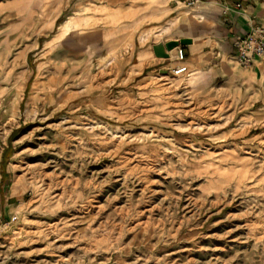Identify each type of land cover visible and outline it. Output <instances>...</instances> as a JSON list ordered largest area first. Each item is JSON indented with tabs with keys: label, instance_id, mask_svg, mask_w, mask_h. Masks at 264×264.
Wrapping results in <instances>:
<instances>
[{
	"label": "rangeland",
	"instance_id": "374dc122",
	"mask_svg": "<svg viewBox=\"0 0 264 264\" xmlns=\"http://www.w3.org/2000/svg\"><path fill=\"white\" fill-rule=\"evenodd\" d=\"M109 1L130 45L53 40ZM151 1L0 0V264H264V115L208 48L172 74L195 13Z\"/></svg>",
	"mask_w": 264,
	"mask_h": 264
},
{
	"label": "crops",
	"instance_id": "0c3cea01",
	"mask_svg": "<svg viewBox=\"0 0 264 264\" xmlns=\"http://www.w3.org/2000/svg\"><path fill=\"white\" fill-rule=\"evenodd\" d=\"M171 1L184 5L188 0ZM139 3L141 7H149L154 4L151 0H139ZM112 4L116 3L109 1L100 6L76 10L73 15H70L57 26L54 38L59 33L60 28L70 18L74 17L79 18V25L81 26L79 29L88 32V36L84 44L78 46L76 41L75 44L66 46L69 49L83 53L91 43L112 39L130 45L129 37L133 28L126 27V24L124 27L117 24L115 8L118 5L113 6ZM189 7L195 13L194 37H192V43L189 45L190 57L179 61L175 52L172 51L167 67L171 63L170 69L181 65L189 67V63L196 68L195 54L200 50L202 51V48L203 50L208 48L210 50L208 53H213L215 59L220 63L216 74H222V77L234 81L239 86L243 107L253 113L259 111L261 115H264V58L255 59L248 68H242L234 62L225 60L228 57L233 58L232 43L235 39L243 37L255 28L262 27L264 29V0H198L196 4ZM46 22H48L47 29H54L55 20H46ZM262 40L264 42V37ZM142 52L143 61L140 63L138 55L133 54L128 67L136 74H143L154 65H158L149 58L147 51L143 50ZM133 60H137L136 63Z\"/></svg>",
	"mask_w": 264,
	"mask_h": 264
},
{
	"label": "built area",
	"instance_id": "2783aa9c",
	"mask_svg": "<svg viewBox=\"0 0 264 264\" xmlns=\"http://www.w3.org/2000/svg\"><path fill=\"white\" fill-rule=\"evenodd\" d=\"M198 0H188L186 4L192 6ZM264 29L262 27L255 28L248 32L243 37L235 39L232 43L233 58L236 64L242 68H248L252 65L255 59L264 58ZM177 59L183 61L185 53L182 46L176 48ZM187 68L185 66H178L173 71V75L179 76L186 74Z\"/></svg>",
	"mask_w": 264,
	"mask_h": 264
},
{
	"label": "water",
	"instance_id": "95a60500",
	"mask_svg": "<svg viewBox=\"0 0 264 264\" xmlns=\"http://www.w3.org/2000/svg\"><path fill=\"white\" fill-rule=\"evenodd\" d=\"M188 40H179L176 42H168L164 45H156L153 47L154 54L157 58H169V52L179 46H183Z\"/></svg>",
	"mask_w": 264,
	"mask_h": 264
},
{
	"label": "bare ground",
	"instance_id": "6f19581e",
	"mask_svg": "<svg viewBox=\"0 0 264 264\" xmlns=\"http://www.w3.org/2000/svg\"><path fill=\"white\" fill-rule=\"evenodd\" d=\"M74 17L70 18L61 28H60V31L59 33L57 34V36L54 38L55 41H58V42H62L65 37L68 35L69 31L74 27ZM174 51L175 52V56L177 58V53H176V48L175 49H172L171 52ZM234 59V58H233ZM185 66V65H183ZM178 67V66H177ZM187 68V66H185ZM176 68V67H175ZM175 68L173 69H170L171 72L173 73V71L175 70ZM188 72H186L187 74ZM179 76H182V75H179ZM11 108V107H10ZM11 110V109H10ZM14 110V109H13Z\"/></svg>",
	"mask_w": 264,
	"mask_h": 264
}]
</instances>
